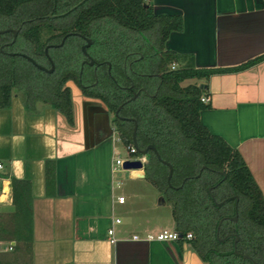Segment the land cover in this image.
<instances>
[{
	"label": "crops",
	"instance_id": "0c3cea01",
	"mask_svg": "<svg viewBox=\"0 0 264 264\" xmlns=\"http://www.w3.org/2000/svg\"><path fill=\"white\" fill-rule=\"evenodd\" d=\"M145 1L155 14L180 16V30L168 33L163 48L190 56L195 68L234 67L264 54V0ZM186 82L206 85L198 120L239 153L264 202V60ZM71 112L69 123L52 106H27L15 93L0 109V264H207L188 240H145L148 232L125 230L116 214L125 209L124 197L111 173L119 141L100 104L75 99ZM149 151L137 155L146 162ZM12 179L27 185L29 223L13 213ZM171 224L165 230H174L172 216ZM232 234L219 238L232 237L233 251Z\"/></svg>",
	"mask_w": 264,
	"mask_h": 264
},
{
	"label": "trees",
	"instance_id": "16d2710c",
	"mask_svg": "<svg viewBox=\"0 0 264 264\" xmlns=\"http://www.w3.org/2000/svg\"><path fill=\"white\" fill-rule=\"evenodd\" d=\"M17 27L15 40L9 45L11 33H0V109L8 107L12 90H16L25 105L38 100L52 106L71 123V103L62 84L67 78H75L77 67L71 66L72 73H66L62 64L57 62L55 70L45 73L19 55L26 54L38 62L46 41L43 36L54 38L66 32L84 35L92 41L90 52L94 57L107 59L113 64L120 62L123 55L137 52L131 57L140 54L141 58L136 65H131L132 70L143 74L162 72V84L154 97L140 92L137 98L126 102L122 114L136 121L138 147L151 144L160 158L171 165L168 185L167 168L151 151L142 168L144 178L170 205L174 231L182 236L189 231L192 237L188 241L192 249L207 264L261 262L264 251L261 192L239 153L199 122V110L207 107L199 100L203 88L195 83L181 84L189 79H206L213 73L246 69L264 60V54L234 67L195 68L190 56L163 48L168 33L180 30V16L155 14L145 0H0V29ZM68 37L76 46L81 42L76 35ZM8 52L16 54L9 55ZM172 63L175 67L169 69L168 65ZM127 73L134 82L135 76L128 68ZM103 75L98 77L93 89L107 93L104 101L113 109L129 97L130 90L119 93L107 79L103 80ZM88 77L91 81V75ZM152 79L149 75H140L138 84L152 93ZM106 84L108 89L103 88ZM118 94L124 96L118 98ZM114 122L120 142L129 145L131 123ZM208 187H211L210 191ZM210 193L215 201H225L216 206ZM233 196L237 197L235 221L229 219L234 212ZM11 205L18 223H29L25 182L11 180ZM222 217L218 237L236 233V251L248 254L253 262L233 253L232 237L221 242L217 240L216 224ZM0 234L1 238L4 231Z\"/></svg>",
	"mask_w": 264,
	"mask_h": 264
},
{
	"label": "flooded vegetation",
	"instance_id": "af4514ba",
	"mask_svg": "<svg viewBox=\"0 0 264 264\" xmlns=\"http://www.w3.org/2000/svg\"><path fill=\"white\" fill-rule=\"evenodd\" d=\"M8 29H17V32L19 30V27L17 28H8ZM16 32V34H17ZM11 33V32H10ZM15 34V37H16ZM53 34H56V32H53ZM70 35H76L80 38V43L79 45L76 46V43L69 38L68 36ZM48 35L43 36V38H46V41L43 44L42 51H41V58L37 61H35L33 58H31L35 63L38 65L44 67L46 70H42L40 68H37L34 66L32 63L28 62L36 69L45 72V73H51L53 70L56 68V64L61 63L62 67L64 68L66 73H72L73 70H71V66L77 67V71L75 74V78H67L63 81L62 88H66L68 91V97L71 103V106L73 104V100L78 99L80 101H85V102H96L100 104L103 107V113L104 115L107 114V119L108 122L110 123V132L109 134L112 135L114 134L116 137V140H119L116 127H115V120H117L119 123L121 121L124 122H130L131 123V131L134 122L132 120H127L125 118H132L133 117H126L122 114L123 106L125 105L126 102L132 101L135 98H137L140 94V92L146 94L147 96L154 97L162 84V77L161 73H149V74H143L139 73L135 70H132L131 65L134 64L136 65L141 58V55L139 54L137 57H131L134 53L137 52H132L133 54L128 53L129 55H123L121 58L120 62L117 63H111L107 59H102L98 60L97 58L94 57V54L91 53V45L92 41L89 37H86L84 35L75 33V32H66L62 34L59 37H54V38H47ZM11 41L12 39V34L10 41L7 42V44H11L14 40ZM84 46V52L82 51L81 47ZM77 50L79 52H77ZM15 55V52H8L9 55ZM23 53H19L21 55ZM131 57L128 61L127 58ZM175 66L169 69H174ZM127 68L132 74V76H135L134 82L131 81V76L128 75L127 73ZM83 74H85L83 76ZM105 74V80L109 81L113 87L115 88L114 90L120 92H125L127 89L130 90V94L128 98H124L121 100L119 103H117L113 109H110L108 104L104 101L107 99V93L102 92L99 90H94L93 87L95 84L98 82V77L104 76ZM88 75H91V81H88ZM140 75H149V77H153L152 82V93H149L148 89H144L140 84H138L139 80L138 77ZM128 80V81H127ZM126 81L128 82L126 84ZM105 84V82H104ZM107 85V86H106ZM103 86V88L109 87L108 84ZM101 90H104V89ZM14 94V93H12ZM21 100V97L19 94L15 93ZM109 96H113L112 93L109 91ZM124 94L121 96L123 97ZM118 98H121L120 95H117ZM133 97V98H132ZM132 98V99H131ZM22 101V100H21ZM100 101V102H99ZM40 102V101H36ZM103 103V105H102ZM116 111V114H115ZM135 121V119H134ZM135 126H136V121H135ZM136 130V127H135ZM234 197V196H233ZM237 201V200H236ZM235 254H238L242 258V254L245 253H239L236 251ZM248 255V254H247ZM249 257V255H248ZM249 261V258H246Z\"/></svg>",
	"mask_w": 264,
	"mask_h": 264
},
{
	"label": "rangeland",
	"instance_id": "374dc122",
	"mask_svg": "<svg viewBox=\"0 0 264 264\" xmlns=\"http://www.w3.org/2000/svg\"><path fill=\"white\" fill-rule=\"evenodd\" d=\"M184 82L181 85H184ZM12 93L18 94L16 90H12ZM113 147L111 157L115 155L114 150L119 157L135 155L128 154L125 146L120 142L114 141ZM113 182L119 184L116 193H121L124 197L125 209L116 211V214L121 223L126 225V231L140 229L144 233L156 234L162 229L171 228L169 205H155L160 194L149 181L142 178H129L128 170L121 169L113 175Z\"/></svg>",
	"mask_w": 264,
	"mask_h": 264
},
{
	"label": "water",
	"instance_id": "95a60500",
	"mask_svg": "<svg viewBox=\"0 0 264 264\" xmlns=\"http://www.w3.org/2000/svg\"><path fill=\"white\" fill-rule=\"evenodd\" d=\"M145 5V4H144ZM5 32H11L12 34V39L11 41L14 39L15 37V34L17 32V29H8V28H4V29H0V33H5ZM82 51L84 52V46L81 47ZM12 55V53H11ZM22 57H24L26 60H28L30 63H32L34 66H36L37 68H40L42 70H45V71H48L46 70L44 67L38 65L37 63H35L30 57L24 55V54H21ZM199 88H203L205 89L206 88V85H198ZM133 98V97H132ZM131 98V99H132ZM100 102V101H99ZM103 105V103H102ZM115 114H116V111H115ZM105 117H106V120H107V114H105ZM127 120H132L134 122V125H133V128H132V137H131V143H132V146L135 148L136 152L139 153V154H146L147 151H151L153 153V155L155 156V158L161 162L162 164H165L167 166V176H166V181L168 182L169 181V177L171 175V165L169 162L163 160L160 158L159 154L157 153L156 149L151 145V144H148L147 146H145L143 149H140L136 143V140H135V136H134V133H135V121L134 119L132 118H125ZM143 164L137 160V159H134V160H123L122 163H121V168L123 170H128V171H131V177L133 178H142L144 176L143 172H141V168H142ZM224 177V175L222 176ZM208 190H210V187L207 188ZM212 197V195H210ZM234 199L236 200L237 197L234 196ZM225 200H222L220 202H215L214 201V204L216 206L220 205L221 203H223ZM164 203V199L162 198V196L160 195L157 199V204H163ZM223 218H220L218 221H217V224H216V230H215V234L217 236V231H218V228H219V225H220V222ZM232 220H235L236 219V210H234V214L233 216L231 217ZM233 237H234V240H233V252H236L235 251V241L237 240V235L236 234H232ZM181 234L178 233V237H180ZM218 241H221L222 238H217ZM243 258H249V260L251 259L250 257H248L246 254H243L242 255ZM259 264H264V251H263V254H262V260H261V263Z\"/></svg>",
	"mask_w": 264,
	"mask_h": 264
},
{
	"label": "built area",
	"instance_id": "2783aa9c",
	"mask_svg": "<svg viewBox=\"0 0 264 264\" xmlns=\"http://www.w3.org/2000/svg\"><path fill=\"white\" fill-rule=\"evenodd\" d=\"M174 66V64L172 63L170 65V68H172ZM199 100L203 103L207 102V98L204 96H200ZM128 154H135L136 150L135 148L129 144L127 146H125ZM117 153V152H116ZM115 153V155L112 157L111 159V173H116L118 170H121V163L123 160H134L137 159L139 160L142 164H144L145 160L142 156L135 154L133 157H119L117 154ZM1 163H0V169H1ZM118 168V169H117ZM123 170V169H122ZM117 200L118 201H122L123 197L122 196H117ZM119 221L118 218H114L113 222L117 223ZM107 234L109 236V242H113L114 238L112 236L113 234V228L112 226H110L107 229ZM192 237L190 232H185L184 236H180L178 237V232L174 231V230H161L159 232H157L156 234H151V233H147L144 236L145 240H178V239H185V240H189ZM132 238H136V235H132ZM5 249L10 250L11 247L8 245Z\"/></svg>",
	"mask_w": 264,
	"mask_h": 264
},
{
	"label": "bare ground",
	"instance_id": "6f19581e",
	"mask_svg": "<svg viewBox=\"0 0 264 264\" xmlns=\"http://www.w3.org/2000/svg\"><path fill=\"white\" fill-rule=\"evenodd\" d=\"M6 185V184H5ZM5 191H6V187H5Z\"/></svg>",
	"mask_w": 264,
	"mask_h": 264
}]
</instances>
